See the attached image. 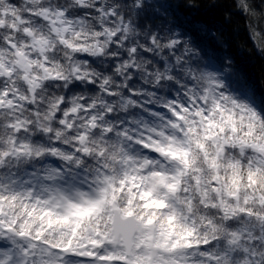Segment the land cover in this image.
<instances>
[{
    "label": "clouds",
    "instance_id": "9594fccd",
    "mask_svg": "<svg viewBox=\"0 0 264 264\" xmlns=\"http://www.w3.org/2000/svg\"><path fill=\"white\" fill-rule=\"evenodd\" d=\"M0 264H264V0H0Z\"/></svg>",
    "mask_w": 264,
    "mask_h": 264
},
{
    "label": "snow or ice",
    "instance_id": "6c2138e0",
    "mask_svg": "<svg viewBox=\"0 0 264 264\" xmlns=\"http://www.w3.org/2000/svg\"><path fill=\"white\" fill-rule=\"evenodd\" d=\"M130 225H128L127 223L123 222V221H117L115 222L114 224V227L119 230V229H123V228H126V227H129Z\"/></svg>",
    "mask_w": 264,
    "mask_h": 264
},
{
    "label": "trees",
    "instance_id": "16d2710c",
    "mask_svg": "<svg viewBox=\"0 0 264 264\" xmlns=\"http://www.w3.org/2000/svg\"><path fill=\"white\" fill-rule=\"evenodd\" d=\"M253 70H255V69H253Z\"/></svg>",
    "mask_w": 264,
    "mask_h": 264
}]
</instances>
